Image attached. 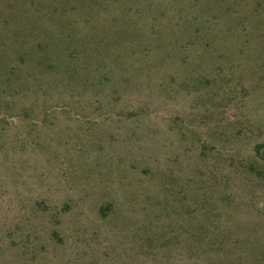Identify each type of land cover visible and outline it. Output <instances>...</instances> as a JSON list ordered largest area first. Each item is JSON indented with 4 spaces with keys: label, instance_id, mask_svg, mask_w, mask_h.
<instances>
[{
    "label": "rangeland",
    "instance_id": "rangeland-1",
    "mask_svg": "<svg viewBox=\"0 0 264 264\" xmlns=\"http://www.w3.org/2000/svg\"><path fill=\"white\" fill-rule=\"evenodd\" d=\"M135 1L0 0V29L12 21L36 31L19 34L27 51L0 47V264H23L24 252L29 264H92L71 248L77 224L93 237L107 204L127 216L135 196L164 197L167 172L184 183L231 180L244 203L226 224L264 245V190L240 169L251 156L264 164L257 0ZM52 221L68 223L65 249ZM27 233L30 246H18ZM250 258L264 264V248Z\"/></svg>",
    "mask_w": 264,
    "mask_h": 264
},
{
    "label": "trees",
    "instance_id": "trees-1",
    "mask_svg": "<svg viewBox=\"0 0 264 264\" xmlns=\"http://www.w3.org/2000/svg\"><path fill=\"white\" fill-rule=\"evenodd\" d=\"M142 1L136 0L135 7L139 3L141 4ZM256 4L257 8H251L250 10L249 7V12H253L254 17H257L256 19L259 21V18L264 14V0H257ZM152 5V2H148L147 7ZM224 8L229 9L227 5H224ZM200 12L199 15H201ZM184 22L185 25L181 24L183 30L191 27L188 22ZM3 24V28L0 30L8 33V36L4 35L3 38L0 36V47L6 50V41H13L12 46L20 52L27 51L25 47L28 46L24 47L19 42L21 38L19 34L23 33L21 36L26 38L28 33L33 34L36 31L23 29L25 24L19 22L5 21ZM33 26L36 30L39 27L36 24ZM128 26L125 29L129 30L135 27L129 24ZM13 28H18V30L9 32ZM13 33L18 36L13 37ZM97 46H100V44H97ZM39 47L46 49L48 46L44 43ZM29 49L35 50L32 47H29ZM20 54V58L23 59L25 54ZM90 66L92 67L90 71L99 74L100 77L106 76L105 71L99 70V63L90 64ZM243 161L240 163V169L242 176L246 177V185L250 188L255 189L258 187L264 190V166H262L264 164L259 161L257 155L251 156L245 162ZM162 176L161 187L164 189V197L143 199V194L135 196V201L130 204V211L126 212L127 216L121 213L118 204L115 202L101 208L94 224L99 226L97 231L106 232L107 236L100 232L92 237V232L87 225L77 224V229L73 231L75 235L72 236L73 245L71 248H74V252L82 254L81 257L89 256L92 264H104V262L108 264L257 263L250 258V253L261 251L264 245H261V243L259 245L254 239L256 231L246 230V235H243L232 229L233 225L228 226L226 224L227 220L233 218V215L235 219L237 209L244 203L238 200V204H236V193L229 189L232 183L231 180H223L221 186H216L215 182H212L213 179H204L203 176H199V181L189 179L186 183L169 172ZM70 199L65 202L63 216H68L73 209ZM131 200V196L126 195L123 202L127 204ZM246 202H248L247 198H245ZM43 212L47 213V210H43ZM45 213L44 215H47ZM80 214V217L86 218L84 212H80ZM120 214H122V222L118 221ZM71 215L69 221L74 220ZM114 218L115 220H113ZM67 224L52 221L51 226L48 223V230L53 229L52 234L59 240V246L63 249L67 246V242H65L67 233L64 232L68 231L64 227ZM58 230L59 233L62 232V237L58 235ZM31 239L32 235L27 233L20 238V244L17 245L30 246ZM49 243L53 245L52 251L57 249V245L51 240H49ZM252 243L258 244L257 249H253ZM80 246L83 247V250ZM35 248L36 246L33 250L34 258L37 255ZM23 255L25 258L23 264H29L30 260L26 257L27 253L24 252ZM96 257L99 259H96ZM186 259L187 261H185Z\"/></svg>",
    "mask_w": 264,
    "mask_h": 264
}]
</instances>
